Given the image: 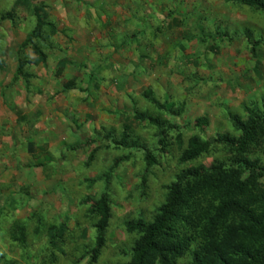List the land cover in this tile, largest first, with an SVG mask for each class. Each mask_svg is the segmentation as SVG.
<instances>
[{
	"label": "rangeland",
	"instance_id": "374dc122",
	"mask_svg": "<svg viewBox=\"0 0 264 264\" xmlns=\"http://www.w3.org/2000/svg\"><path fill=\"white\" fill-rule=\"evenodd\" d=\"M255 105H264V13L241 0H0V261L26 264L8 232L35 218L31 264L129 263L174 176L239 156L214 150L180 167L179 134L215 140L232 131L228 115ZM161 116L181 126L166 150L151 122ZM24 188L36 202H22ZM105 193L106 244L91 263L87 200ZM177 231L187 261L196 237ZM246 245L264 264V238Z\"/></svg>",
	"mask_w": 264,
	"mask_h": 264
},
{
	"label": "trees",
	"instance_id": "16d2710c",
	"mask_svg": "<svg viewBox=\"0 0 264 264\" xmlns=\"http://www.w3.org/2000/svg\"><path fill=\"white\" fill-rule=\"evenodd\" d=\"M241 2L264 13V0H241ZM36 52L46 60V56L38 49ZM18 71L22 73L23 69L19 68ZM255 106L241 116L228 115L232 131L215 140L207 141L194 135L186 144L179 134L177 146L181 151L180 167L186 163L196 162L201 156L214 150L224 151L227 154L231 151L239 156L233 160L225 158L224 161L213 165H199V168L185 169L177 177L174 176L171 183L165 186L167 193L157 209L154 222L142 225L141 235L135 241L131 261L127 264H156L153 259L155 254L159 255L161 264H261L263 262L260 257H252V252L250 254L246 252L248 239L264 238V168L257 154L258 148L264 143V105ZM151 122L160 130V145L165 150L168 146L170 148L172 146L169 143L170 135L174 131H180L181 126L166 120L164 116H161V119H152ZM195 125L200 131H205L210 126L205 118L198 120ZM116 144L127 146L126 142ZM146 159L148 168L154 167L157 163L154 153L146 155ZM49 177L46 174L45 179L48 180ZM28 196L25 188L19 193L22 202L37 201L36 198ZM109 199L105 193L95 198L89 197L87 200V217L97 233V248L92 249L90 246L88 253L91 256V263L99 258L106 244L107 220L111 216L112 209ZM14 205L13 202L11 206ZM257 211L263 212L259 218H255L254 212ZM32 220L35 218L24 221L8 232L14 241H20V244L10 243V245L20 252L26 264H31L24 250H31L26 237L29 235L28 225L32 226ZM257 224H260V228ZM130 228L129 225L128 229ZM177 230H186V232L191 230L196 237L186 244L187 261L183 255L175 253L172 239L181 240V234ZM16 234L19 235L18 238L14 237ZM38 235L39 231L36 229L32 238L35 240ZM168 240L172 243L166 245L165 242ZM34 260L37 262L38 256L33 257V262ZM0 264L19 263L0 261Z\"/></svg>",
	"mask_w": 264,
	"mask_h": 264
}]
</instances>
